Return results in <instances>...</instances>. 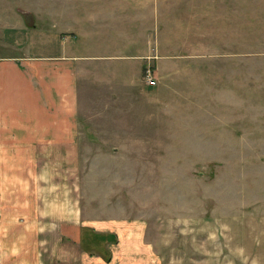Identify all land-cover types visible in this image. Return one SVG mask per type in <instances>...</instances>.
<instances>
[{
  "label": "rangeland",
  "instance_id": "rangeland-1",
  "mask_svg": "<svg viewBox=\"0 0 264 264\" xmlns=\"http://www.w3.org/2000/svg\"><path fill=\"white\" fill-rule=\"evenodd\" d=\"M0 19L59 29L92 63L79 162L49 187L87 215L169 221L143 264H264V0H0Z\"/></svg>",
  "mask_w": 264,
  "mask_h": 264
},
{
  "label": "crops",
  "instance_id": "crops-1",
  "mask_svg": "<svg viewBox=\"0 0 264 264\" xmlns=\"http://www.w3.org/2000/svg\"><path fill=\"white\" fill-rule=\"evenodd\" d=\"M13 26L0 19V264H109L111 237L117 264H143L169 221L152 230L116 204L87 215L76 187H49L57 164L79 162L81 69L92 63L59 29Z\"/></svg>",
  "mask_w": 264,
  "mask_h": 264
},
{
  "label": "built area",
  "instance_id": "built-area-1",
  "mask_svg": "<svg viewBox=\"0 0 264 264\" xmlns=\"http://www.w3.org/2000/svg\"><path fill=\"white\" fill-rule=\"evenodd\" d=\"M145 80L147 83H149L151 86H154L157 83V77L155 74L152 73V71L148 70L145 76Z\"/></svg>",
  "mask_w": 264,
  "mask_h": 264
}]
</instances>
